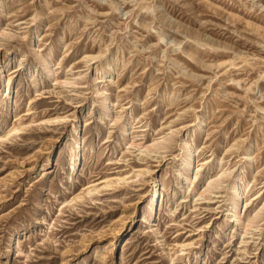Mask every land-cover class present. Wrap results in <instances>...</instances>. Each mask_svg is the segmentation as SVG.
Listing matches in <instances>:
<instances>
[{
    "label": "rangeland",
    "instance_id": "rangeland-1",
    "mask_svg": "<svg viewBox=\"0 0 264 264\" xmlns=\"http://www.w3.org/2000/svg\"><path fill=\"white\" fill-rule=\"evenodd\" d=\"M0 264H264V0H0Z\"/></svg>",
    "mask_w": 264,
    "mask_h": 264
},
{
    "label": "bare ground",
    "instance_id": "bare-ground-1",
    "mask_svg": "<svg viewBox=\"0 0 264 264\" xmlns=\"http://www.w3.org/2000/svg\"><path fill=\"white\" fill-rule=\"evenodd\" d=\"M70 85V84H69ZM190 158V157H189ZM120 179V178H119ZM121 180V179H120ZM237 191H236V195L238 196L237 198L238 199H240L239 197L241 196V194H242V190L241 189H236ZM157 191L156 190H154V196H153V194H152V199H151V203L152 202H155L154 200H156V197H157ZM159 198V197H158ZM151 206V205H150ZM235 219H238L239 217H238V215L237 216H235L234 217ZM239 221V220H238ZM236 222V221H235Z\"/></svg>",
    "mask_w": 264,
    "mask_h": 264
}]
</instances>
